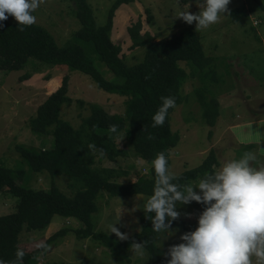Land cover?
I'll return each mask as SVG.
<instances>
[{"label":"rangeland","instance_id":"1","mask_svg":"<svg viewBox=\"0 0 264 264\" xmlns=\"http://www.w3.org/2000/svg\"><path fill=\"white\" fill-rule=\"evenodd\" d=\"M113 1L88 0L96 25L105 23ZM228 9L231 14L233 9L238 10L236 21L231 20V14L225 13L217 23L197 31L204 55L210 57L213 63L214 74L203 82L209 89L202 85L197 75L188 76L181 89V95L186 99L176 105L170 114L171 130L179 135L178 143L169 150L168 167L175 176L200 164L210 150L214 151L217 158L218 163L214 165L217 171L224 162L239 159L241 156L238 150L245 145H252L248 152L257 157L253 166H264V0H230ZM185 11L197 13L199 8L196 1L137 0L120 5L114 13L111 38L120 44L125 63L132 65L139 62L145 52V46H130L129 26L139 21L140 36L148 34L153 37V41H158L181 30H196L195 22L189 25L182 19H176ZM33 15L36 17L35 23L45 27L58 44H63L80 26L73 15L70 0H44ZM148 16L151 18L148 19ZM8 20L16 22L11 16ZM30 60L36 63L28 61L23 69L5 74L0 70V160L8 167H21L24 176L29 179H17L19 183L46 189L54 182L63 193L70 195L73 190L69 189V180L65 174L52 178L45 172L29 171L19 156L16 149L18 144L40 147L45 140L44 147H48L52 142L50 134L30 129L29 117L46 96L59 86L63 76L68 78L67 96L70 103L61 107L60 117L75 128L79 126L81 118L89 114V104H98L109 113L123 115L125 101L132 95L123 91H104L96 86L91 77L66 65L50 66L33 58ZM179 63L189 73L186 63ZM95 64L105 78L114 77L99 59L95 60ZM24 73L27 78L21 80L20 76ZM201 85L202 95L214 96L219 104L220 115L213 126L204 123L201 117L202 110L194 91V88ZM247 123L254 129H260L261 134L254 135L250 131L253 128L246 127ZM125 135L126 130L123 129L116 138V144L125 149L127 154L118 157L115 162H101L103 166L127 171L126 175L115 179L122 183L145 176L149 170V164L134 156ZM198 182L190 180L187 184L196 185ZM195 191L199 192V189ZM149 197L144 194L110 196L101 191L96 199L98 210L92 215L94 229L116 240L119 239L115 234L109 233V225L118 221L116 226L122 233L130 235L138 231L139 215L144 212L143 207ZM16 203L15 197L7 192L1 193L0 215L12 212ZM204 207L194 201L187 205H177L180 218L173 221L170 233H160L155 238L162 258L166 259L164 254L171 245L179 244L183 233L196 229ZM79 225L75 219L54 215L44 230L24 231L19 237V245L30 251L54 231L69 227L67 234L48 246L37 264H119L106 246L90 238L75 236L73 230ZM125 255L127 258L120 264H149L146 252L139 256L130 248ZM252 259L255 264V257Z\"/></svg>","mask_w":264,"mask_h":264},{"label":"trees","instance_id":"2","mask_svg":"<svg viewBox=\"0 0 264 264\" xmlns=\"http://www.w3.org/2000/svg\"><path fill=\"white\" fill-rule=\"evenodd\" d=\"M135 1L114 0L105 23L96 25L88 0H70L73 15L80 26L63 44H58L53 35L37 23L20 31L17 22L8 19L0 21L3 24L0 28V70L4 74L23 69L28 61L36 63L30 60L33 58L50 66L66 65L78 70L91 77L96 86L104 91H123L132 95L125 101L123 115L109 113L98 104H89V114L83 116L75 128L60 117L61 107L70 103L67 96L68 78L63 76L59 86L36 107L28 119V125L34 132L50 134L52 142L48 147H44L45 140L41 143L43 147L18 144L16 149L19 156L29 171L45 172L52 178L65 174L69 180V189L73 192L70 195L63 193L54 182L46 189L25 186L17 181L29 179L24 176L21 167H8L0 160V194L7 192L17 199L12 212L0 215V260L6 264L15 260L18 248L22 249L19 245L20 235L24 231L44 230L54 215L77 220L80 225L73 230L75 236L90 238L106 246L119 264L127 258L125 252L130 249L133 240L147 241L145 252L149 264H166L155 242L157 233L152 231L151 219L146 217L145 212L139 215V230L130 234L126 241L96 231L92 215L98 210L96 199L101 191L110 196L127 197L153 194L155 172L151 162L158 153L164 152L169 166V150L179 141L178 133L173 132L170 126V114L175 107L168 110L162 127H152V117L161 105V97H175L176 105L184 102L186 97H182L181 89L187 77L197 75L203 85L206 78L214 74V70L212 59L204 55L195 29L181 30L153 41V37L148 34L140 36L139 21L129 26L127 31L130 46H145V52L139 62L126 64L121 55V46L113 41L111 31L116 9L122 4ZM180 1L185 3L196 0ZM231 12V20L236 21L238 10L233 9ZM96 59L108 67L113 78L107 79L102 75L95 64ZM179 62L186 63L189 73ZM26 78V73L20 76L21 80ZM202 85L194 88V91L202 110V120L213 126L220 115L219 104L214 96L202 95V87L207 84ZM110 125L117 126L116 133L109 131ZM123 129L126 130L125 139L134 156L149 164L147 175L138 176L126 183L115 179L126 175L127 171L101 165L103 160L115 162L118 157L127 154L125 149L116 144V138ZM150 136L154 139H149ZM89 145H95V149H90ZM251 147H241L238 150L239 156ZM217 163L214 151L210 150L200 164L184 170L176 176L178 179L174 182L184 185L190 180L199 181L206 173L214 172ZM69 231V227H62L43 242L49 246ZM24 251L26 255L23 264H37L45 252L37 247Z\"/></svg>","mask_w":264,"mask_h":264},{"label":"clouds","instance_id":"3","mask_svg":"<svg viewBox=\"0 0 264 264\" xmlns=\"http://www.w3.org/2000/svg\"><path fill=\"white\" fill-rule=\"evenodd\" d=\"M43 2L0 0V21L11 16L17 22V29L24 31L36 22L33 13ZM229 3L230 0H196L197 13L181 12L176 19L189 25L195 22L196 31L207 29L225 13L231 14ZM175 106V97H161V105L152 117V127H162L168 110ZM109 131L116 133L117 126L110 125ZM89 148L95 149V145ZM256 159L254 153L245 152L239 159L224 162L217 171L206 173L198 184L181 185L174 182L178 178L170 171L165 153L156 155L151 162L155 172L153 194L143 207L146 217L151 219L152 231L170 233L173 221L181 215L176 210L178 204L194 201L205 206L196 229L182 234L183 242L168 248L164 254L166 264H254L253 257L255 264H264V166L254 167ZM151 213L155 215L149 216ZM117 223L109 225V233L120 241L128 240L129 235L122 233ZM146 244L147 241L133 240L130 248L143 256ZM36 247L48 249L45 242L37 243ZM25 255V251L18 248L15 260L9 264H23ZM0 264L6 262L0 260Z\"/></svg>","mask_w":264,"mask_h":264},{"label":"crops","instance_id":"4","mask_svg":"<svg viewBox=\"0 0 264 264\" xmlns=\"http://www.w3.org/2000/svg\"><path fill=\"white\" fill-rule=\"evenodd\" d=\"M249 119H250V118H249ZM246 127H251V128H253V127H252L250 124H248V123H247ZM258 127H259V126H258ZM250 131H252L254 135L261 134V133H260V129H257V128H256V129L253 128V130H250ZM254 131H257V133H255ZM137 195H141V194H137Z\"/></svg>","mask_w":264,"mask_h":264}]
</instances>
